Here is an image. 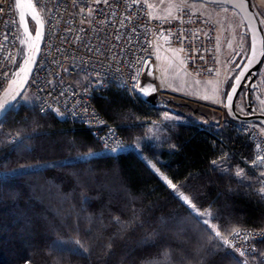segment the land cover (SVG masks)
<instances>
[{"label":"trees","instance_id":"16d2710c","mask_svg":"<svg viewBox=\"0 0 264 264\" xmlns=\"http://www.w3.org/2000/svg\"><path fill=\"white\" fill-rule=\"evenodd\" d=\"M136 99L113 87L92 100L125 139L136 121L157 116ZM40 130L55 139L53 154L44 144L33 153L27 146L30 155L21 147L0 155V264H244L133 151L23 171L97 143L82 125L55 118ZM250 148L235 129L183 123L142 153L227 234L264 229V200L250 178L223 172L250 163Z\"/></svg>","mask_w":264,"mask_h":264},{"label":"built area","instance_id":"2783aa9c","mask_svg":"<svg viewBox=\"0 0 264 264\" xmlns=\"http://www.w3.org/2000/svg\"><path fill=\"white\" fill-rule=\"evenodd\" d=\"M43 24V36L27 89L36 111L82 125L107 153L125 149L118 129L93 105V95L110 88L138 95L145 63L152 62L155 42L164 37L180 50L184 69L200 79L218 73L215 24L191 11L160 20L141 0H31ZM21 32L14 0H0V96L15 70ZM134 89V90H133ZM256 127V128H255ZM248 139L264 155L259 127ZM5 133L15 145V132ZM238 233V234H237ZM264 229H244L226 238L243 259L264 264L259 243Z\"/></svg>","mask_w":264,"mask_h":264},{"label":"rangeland","instance_id":"374dc122","mask_svg":"<svg viewBox=\"0 0 264 264\" xmlns=\"http://www.w3.org/2000/svg\"><path fill=\"white\" fill-rule=\"evenodd\" d=\"M141 1L147 2L151 13L160 20H174L178 18V15L182 11H191L212 21L216 27L218 41L217 61L219 70L217 75L211 79H200L191 75L183 67L180 50L170 45L166 38L160 37L155 42L154 54L152 57L158 93L154 99H148L147 101V104L153 106L157 111V116L151 118L148 122L146 121L147 123L136 121L135 125L128 126L129 132L131 133L125 136V149L107 153L96 143L93 145V150L87 149L86 152L74 155L71 159L57 160L48 165L38 164L29 166L27 169L22 170L29 171L41 169L49 165L56 166L74 161L88 160L99 155H116L122 152L133 151L144 159L146 164L159 176V178L171 188L181 203L184 204L203 225L214 233L220 243L233 254L237 260L244 264H259L258 261H255L256 258H241L226 244L228 235L244 229H236L227 234H222L217 225L212 223L211 212L208 209L200 210L188 195L177 187H175V189L171 187L168 184L169 180L158 169L156 164L142 153V148L144 146L152 147L153 145L169 140L170 132L173 130V127L183 123H196L205 129L214 131H220L226 128L235 129L237 132L243 134L249 143L248 128L258 126L262 139L264 140L263 127L254 123L233 122L228 119L224 108L227 92L238 73L235 68L242 56H247L249 53V37L242 33L244 22L239 13L225 6L209 5L189 0ZM251 2L264 33V0H251ZM31 29L33 30L34 27L31 26ZM25 53V45L20 46L15 69L22 64ZM256 81L259 89L255 90L252 94L253 106L257 111L264 113V60L257 73ZM171 97H177L182 101H188L191 105L207 108L209 114H205L198 110L183 109V106L173 101ZM133 99V101L136 102V97L133 96ZM153 100L154 102L152 103ZM245 107L244 91L242 90L237 97L236 108L238 111L244 113ZM54 118L59 122L66 123L61 118L55 116L39 115L36 111L33 96L26 86L19 99L0 121V155L17 147H21L24 151H27L26 153H29L30 151L27 150L29 149L27 146L32 148L33 153L37 146L39 151L44 148L45 145L47 146V149H43L46 152L45 154H53L52 146H54L56 142L54 141L55 139L52 138L51 135L42 132L40 129H42L47 122L54 120ZM5 130L16 133L19 140L15 145L10 144L9 136L5 133ZM250 150L252 155L249 159L250 163L245 164V167L236 166L233 172L228 170H223V172L226 175L233 173V176H237V172H240L241 175L238 176L239 178L244 177V175L250 178L246 182L250 183L253 190H257L264 200V163L253 164L257 156L261 155V151L252 144ZM87 153H92V155H86ZM184 197L187 198V202L184 200ZM205 220L208 221L207 224L203 223ZM217 233H219V235H217Z\"/></svg>","mask_w":264,"mask_h":264},{"label":"water","instance_id":"95a60500","mask_svg":"<svg viewBox=\"0 0 264 264\" xmlns=\"http://www.w3.org/2000/svg\"><path fill=\"white\" fill-rule=\"evenodd\" d=\"M189 1L225 6L235 10L241 16L244 22L242 33L250 40L249 53L247 56H242L235 68L238 73L227 92L224 108L229 120L236 123H254L264 128V113L257 111L252 101L253 92L259 89L256 77L264 60V33L251 0ZM14 2L20 24L21 46L25 45L26 53L22 64L14 70L7 88L0 96V121L25 90L43 36V24L31 0H14ZM31 26L34 27L33 30ZM157 90L154 67L152 62L148 61L144 66L143 80L138 88V95L147 102L148 99L156 97ZM242 90L246 106L244 113L236 108V100Z\"/></svg>","mask_w":264,"mask_h":264},{"label":"bare ground","instance_id":"6f19581e","mask_svg":"<svg viewBox=\"0 0 264 264\" xmlns=\"http://www.w3.org/2000/svg\"><path fill=\"white\" fill-rule=\"evenodd\" d=\"M173 98V101L179 103L181 106H183V109H191V110H198V111H201L205 114H209V111L207 108H204V107H200V106H197V105H191L188 101H182L180 98H177V97H171Z\"/></svg>","mask_w":264,"mask_h":264},{"label":"snow or ice","instance_id":"6c2138e0","mask_svg":"<svg viewBox=\"0 0 264 264\" xmlns=\"http://www.w3.org/2000/svg\"><path fill=\"white\" fill-rule=\"evenodd\" d=\"M37 35L39 36V33H37ZM133 90H134V89H133ZM86 155H92V153H87ZM213 163L215 164L216 162L213 161ZM261 163H264V155H258L257 158L253 161V164H254V165H255V164H261ZM240 175H241V173H240V172H237V176H240ZM165 179H166V178H165ZM168 184H169L171 187H173V188L175 189L176 186L173 185L171 181H168ZM184 200L187 202V198H186V197H184ZM203 223L207 224L208 221L205 220V221H203ZM237 234H238V233H237ZM217 235H219V233H217Z\"/></svg>","mask_w":264,"mask_h":264}]
</instances>
